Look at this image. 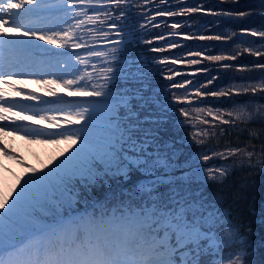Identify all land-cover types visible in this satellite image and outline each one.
Masks as SVG:
<instances>
[{
    "label": "snow or ice",
    "instance_id": "obj_1",
    "mask_svg": "<svg viewBox=\"0 0 264 264\" xmlns=\"http://www.w3.org/2000/svg\"><path fill=\"white\" fill-rule=\"evenodd\" d=\"M186 2L178 0L181 4ZM238 2L219 0V4L236 5ZM155 3L156 0H141L140 3L136 0H0V82L9 84L12 77L43 76L47 85L57 83L68 88L69 96L96 98L84 102L87 106H83L66 101L51 88L49 94L56 97L55 101L43 100L35 93L26 94L29 100L57 105L36 110L39 119L52 121V126L59 129L50 132L7 116L6 113L16 108L25 113L33 109L0 94V109H3L0 128L25 133L26 136L56 137L55 142L63 139L73 146L67 154L62 153L44 168L30 169L12 192L0 194V264H251L244 258L246 253L243 249L248 245L238 228L223 233L219 231L224 224H231L230 220H223V212L205 216L204 202L196 196H186L182 191L166 195L160 190L158 185L163 183L161 168L169 165L159 153L149 151L152 144L158 143L154 132L145 128L138 118L129 119L132 110L128 100L113 95L109 85L116 79V73L111 65L118 49H105L109 45L124 43L128 36L135 37L137 27H159L155 23L157 16L180 15L191 19L190 14L204 13L242 18L252 15V11L223 8L217 11L213 7L205 8L199 0H196V6L171 10V0H158L166 7L164 10L157 8L148 15L152 9L146 6ZM260 6L264 8V0H260ZM133 8L141 10L142 23L132 21L130 11ZM259 14L264 15V12ZM184 26L189 25L185 23ZM170 27L180 29L181 23L174 22ZM112 35L120 39L112 40ZM181 35L183 33L179 31H169L145 42L165 41L166 47L171 49L176 48L178 42L168 37ZM193 38H196L195 34L185 36V39ZM233 38L247 46L241 48L237 45L231 55L204 56L203 51L189 52L187 56L192 58L181 57L172 63L198 65L202 63L199 57L213 62L233 61L241 52L264 57V31L259 29L242 28L231 35L221 33L198 37L200 40L217 41ZM69 48L83 51V55L75 54L79 67L72 65L75 71L71 73L65 70L72 55ZM59 57L67 59L61 62ZM52 58H57L54 65ZM93 60L100 63H93ZM159 63L171 73L167 75L168 80L178 75L168 67V57ZM219 67L249 72L260 70L261 76L256 82L233 83L217 91L207 89V85L217 79L216 76L199 86L188 79L170 85L171 88L183 89V94L172 95V99L181 105H191L193 99L204 105L195 109L196 115L184 106L179 107L184 122L196 129L191 135L197 144H203L209 137L223 136L230 130L225 125L235 128L239 126L238 122L247 124L254 119H264V105L249 110L250 102H245L230 109H214L207 105L215 101L201 99L231 97L234 93H252L253 96L257 92L264 93V63L256 62L251 67L221 63ZM196 71L208 72L209 69L197 68ZM186 85L193 91L189 92ZM58 116L63 117L68 127L56 123ZM149 135L151 141L145 138ZM249 135L250 138H258L255 130H251ZM0 151L8 154L6 146L0 145ZM214 158L223 160L224 164L206 169L209 181L223 182L237 167L255 169L259 165L264 172V142L260 144L259 152L249 142L243 147L228 145L222 151L209 150L200 156L205 162ZM137 172L149 179L129 189L127 202L121 200L122 210L117 209L111 215L103 211L99 216L87 212L73 215L78 203L88 204L96 199L97 187H103L118 177L129 181ZM109 195L115 198L111 186L105 193V201ZM222 238L224 244L212 252L209 242L215 244ZM236 243L240 245L239 249L226 251ZM211 256L217 259L213 260Z\"/></svg>",
    "mask_w": 264,
    "mask_h": 264
},
{
    "label": "trees",
    "instance_id": "obj_2",
    "mask_svg": "<svg viewBox=\"0 0 264 264\" xmlns=\"http://www.w3.org/2000/svg\"><path fill=\"white\" fill-rule=\"evenodd\" d=\"M136 2L140 3L141 0H136ZM199 2L205 8L213 7L217 11L219 8L234 11L251 10L252 15L238 18L235 16L194 13L190 14L191 19L189 16L180 15L155 17V23L159 27L150 25L145 29L137 27L138 34L135 37L127 38L124 43L119 45H109L105 49L106 51L112 47L118 49L115 54L116 58L112 60L111 65L116 73V79L109 87L112 88L113 95H119L128 100L129 107L132 110V116L129 119L138 118L143 126H149V129L158 137H177L175 142L167 146V154L161 157L172 168L173 174L164 172L163 183L158 185L160 190L165 194H169L166 189L172 186L175 192L182 191L186 196H196L204 202V208L206 209L204 214L206 216L209 213L218 215L219 212H223V220H230L231 224H224L219 231L226 230L228 232L232 228H238L240 236L246 238L248 245L243 249L246 253L244 258L250 260L251 264H264V172H261L259 165L255 169L248 166L237 167L223 182L209 181L206 169L213 166L219 167L224 164V161L219 158L210 159L207 162L200 159V156L209 150L222 151L228 145L243 147L245 143L249 142L254 144L256 151L259 152L260 144L264 142V119H254L247 124L238 122L239 126L235 128L225 125L224 127L230 130L223 136L209 137L203 144H197L191 135L196 129L184 122V117L179 113V107L184 106L190 109L193 115H196L195 109L204 107V105L199 104L195 99H193L191 105H181L180 102L172 99V95L173 93L183 94V89L170 87L172 83H180L184 79L192 81L196 86L203 85L213 76H216L217 79L212 84L207 85V89L210 91L226 89L233 83L239 85L248 80L256 82L261 76L260 70L249 72L239 71L236 68L226 70L219 67L221 63H230L241 67H251L256 62L264 63V57H256L247 52H241V55L233 61L213 62L204 60L203 57H199L202 63L198 65L173 64L172 61L181 57L192 58L187 56L189 52L203 51L204 56L231 55L237 45L241 48L246 47L247 45L241 44L235 38L229 41H217L200 40L198 37L200 35L213 36L221 33L231 35L232 32H239L242 28L264 31V15L259 14L264 12V8H261L260 0H239L236 5L230 3L219 4V0H199ZM192 6H196V0H187L183 4L178 3V0H171V10ZM146 7L152 9L147 13L152 15L155 9L164 10L166 5H160L156 0L154 5L150 4ZM130 16L132 21L143 22L139 8H133L130 11ZM162 21L167 23H162ZM174 22L181 23V28L171 29L170 26ZM185 23L189 26L185 27ZM169 31L183 33L178 37H168V39L178 42L176 48H167L165 41L145 42L151 40L155 35L165 34ZM193 34L196 38L185 39V36ZM141 35L142 37L139 38ZM111 39L119 40L120 37L112 35ZM160 48L163 51H154V49ZM165 57H168V67L178 73V75L173 76L171 81L167 79V75H171V73L167 71L165 65L159 63ZM93 61L100 63L97 60ZM204 67H207L209 71H196L197 68ZM186 87H188L189 92L193 91L191 86L186 85ZM167 97L172 102H166ZM201 99L210 102L215 101V103L207 105L214 109H230L245 102H250L251 107L249 110H254L258 105H264V93L261 92H257L254 96L252 93L243 95L234 93L231 97H202ZM148 118H151L152 121L141 122ZM203 118L204 116L201 114V119ZM193 123H196V121L194 120ZM251 130L257 132L258 138H250L249 132ZM149 149L151 150V148ZM255 162L254 158L253 163ZM228 163L231 164V161ZM144 177L145 175L137 172L132 175L129 181L118 177L109 180L103 187L96 189L94 193L96 199L103 200L102 210H107L112 205L122 208L121 200L127 201L129 189H133L134 185L145 183L146 179ZM170 182L172 183L170 184ZM177 184L179 187L183 186V188L181 187L178 190ZM109 186L115 191V198L109 195L108 201H105V193L108 191ZM171 193L174 192L171 191ZM91 204L92 202L88 204L80 202L76 207L82 208L91 206ZM232 245H237L240 248L238 243Z\"/></svg>",
    "mask_w": 264,
    "mask_h": 264
},
{
    "label": "rangeland",
    "instance_id": "obj_3",
    "mask_svg": "<svg viewBox=\"0 0 264 264\" xmlns=\"http://www.w3.org/2000/svg\"><path fill=\"white\" fill-rule=\"evenodd\" d=\"M62 15V13L60 14ZM132 36H128L127 38H130ZM142 37L139 36V38ZM88 38L87 36L85 37ZM131 41V40H130ZM44 43V42H41ZM49 46H55V45H49ZM68 50H75V52L71 53L70 62L66 66V71L69 73L74 72L75 68L72 67V65H76L79 67V61L75 59V54L83 55V51L81 49H71ZM57 58H52L51 63L54 65ZM58 59L63 62V60L67 59V57H59ZM49 79H54L53 77H48ZM45 77L43 76H30L28 79H23V81L17 82L18 85H15V95L14 99L21 100L23 98H26V94L35 93L37 96L41 97L43 100L48 101H55L56 97L49 94V89H53L58 95H62L65 97V100L71 103H80L83 106H87L84 102H91V98L94 97H88V96H69L68 92L69 89L64 87L62 84L53 83L51 85H47L43 82ZM13 86V84H11ZM18 89H22L23 91H17ZM30 103L35 102L34 106L32 105H26L27 107H30L33 109L31 111L33 113L32 118L36 120V122L43 123L46 127L44 128L50 132L59 131L58 128H55L52 126V121L39 119L38 116H36V110L38 109H45V108H54L57 105L56 104H45L40 105L42 103L40 100H29L26 98ZM166 102H172L171 100H168V97L165 99ZM174 104V103H172ZM63 106V105H61ZM15 117H20L21 109L16 108L14 111L8 112ZM25 116H29L28 114H24ZM35 117V118H34ZM76 118H74L75 121ZM73 121V122H74ZM152 119L148 118L146 120H143L141 122H151ZM3 123V122H2ZM56 123L60 124L62 127H68V125L64 124V120L62 116H58ZM83 123V121H81ZM77 126V125H76ZM145 128L149 129V126H144ZM3 130V128H0ZM151 141L152 137L149 136L146 138ZM7 140L9 142L8 154H5L3 151H0V182H6L10 187H17L21 177H24L25 174L30 172V169L37 168L42 169L45 167V165H49L50 161H52L54 158L61 157V154H67V151L71 150L72 145L69 143H66L63 139H60L59 142L56 141V137H34V136H26L25 133H17L14 131H6L5 137H3V141ZM158 143H154L150 146L151 150L149 151L155 153H159L161 157H163L165 154H167V146L172 144L177 140V137H166V136H157ZM12 153H15V155H12ZM36 165L35 167H33ZM172 168L170 166L164 168H161L160 174L163 176L164 172H170V174H173ZM171 170V171H169ZM146 180L149 179V177H144ZM151 179H155V177H150ZM173 182V181H172ZM170 182V184L172 183ZM177 183V182H174ZM173 183V184H174ZM169 184V183H168ZM176 185V184H174ZM183 188V186H178V190L180 188ZM99 187H97L98 189ZM187 188V187H186ZM166 191L171 193V191H174V188L172 186H169V189H166ZM167 195V194H166ZM200 200V199H199ZM125 202H127L125 200ZM103 205V204H102ZM94 207L93 210L100 208ZM117 205L112 206L109 208V213H106V215H111L113 211L117 210ZM119 210H122L119 209ZM90 213V212H89ZM100 215V214H99ZM98 215V216H99ZM205 215V214H204ZM206 216V215H205ZM221 232H227L226 230H221ZM209 235H214V233H210ZM211 251L215 252L217 251L223 244L224 239L217 240L215 244H212L209 242ZM239 249L238 246H231L230 248H227L226 251H235ZM235 257H233L234 259ZM211 259H217V257L213 256Z\"/></svg>",
    "mask_w": 264,
    "mask_h": 264
},
{
    "label": "bare ground",
    "instance_id": "obj_4",
    "mask_svg": "<svg viewBox=\"0 0 264 264\" xmlns=\"http://www.w3.org/2000/svg\"><path fill=\"white\" fill-rule=\"evenodd\" d=\"M6 29V28H5ZM16 79L15 78H13V79H11V82L10 83H12L13 85H15V83H14V81H15ZM13 86L11 85V84H9V86H8V90L6 89V92H7V94H6V96H11V91L13 90ZM10 98V97H9ZM3 111V109L2 110H0V112H2Z\"/></svg>",
    "mask_w": 264,
    "mask_h": 264
}]
</instances>
